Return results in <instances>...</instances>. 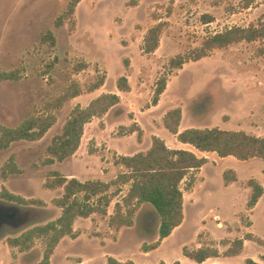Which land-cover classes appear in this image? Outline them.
Listing matches in <instances>:
<instances>
[{
    "label": "rangeland",
    "instance_id": "obj_1",
    "mask_svg": "<svg viewBox=\"0 0 264 264\" xmlns=\"http://www.w3.org/2000/svg\"><path fill=\"white\" fill-rule=\"evenodd\" d=\"M68 1L0 0V72H15L18 76L16 81H0V126L15 127L31 114L42 113L44 104L61 94L71 81L78 82L84 89L80 96L54 112L56 122L41 140L14 142L7 150L0 151V167L15 154L22 171L9 176L6 183L0 178V189L4 186L12 193L40 198L48 204L46 213L33 222H46L60 214L51 200L61 196L62 190L53 192L43 188L49 171L56 170L80 181L109 182L125 170L115 164L120 155L107 150L106 145L112 142V148L122 153L133 151L138 142L137 131L131 138L120 137L132 134L129 128L137 124L132 121L136 120L135 113L146 145L151 143L152 135L178 142L164 128L162 120L164 113L176 106L182 109L184 127L219 128L264 136V43L232 44L215 49L198 61H189L181 69L171 72L167 69L172 57L192 51L215 33L234 26L263 23L264 0H255L248 9L242 7V0H81L75 8L74 27L66 20L57 27L55 21L65 11ZM159 22L165 23L159 47L147 55L142 51L144 37L148 29ZM47 32L55 37L54 45L40 42V36ZM80 64L86 67L77 71L75 68ZM166 73V90L160 96L159 106L146 112L152 107L157 80ZM99 76H105L104 85L88 92L87 86ZM120 76L126 77L130 85L126 94L117 91L116 81ZM103 93L120 94L123 110L93 118V123L85 125L77 159L43 165L45 149L54 136L61 134L71 110L77 104L84 107ZM121 121L127 122L128 127L119 124ZM95 130L97 137L93 135ZM141 139L142 135L138 140ZM86 155L99 158L95 168L88 170L83 165L84 160L80 158ZM262 165L260 159L248 163L234 157H218L216 163L206 165L201 174L204 182H198L195 189V202L192 204L189 197H185L184 220L176 233L178 241L168 240L145 260L140 256L142 238L147 235L151 238L158 230L155 215L148 216L146 211L139 213L143 206L133 227L124 229L116 242L113 240L118 230L108 227V216L128 190V185H123L112 199L107 216L94 214L87 221L77 222L81 235L75 240L68 237L63 240L53 264H68L63 257L66 253L89 258L90 264H104L103 253L113 256L120 251H136L139 255L136 260L148 264H159L162 260L197 264L182 255V244L193 246L196 240L219 239L224 237V230L227 238L244 233L245 228L250 227L244 198L241 205L238 202L236 211L232 210L233 196L223 189V172L233 169L240 181L255 178L264 185ZM181 187L184 188V183ZM115 190L116 187L111 188ZM183 192L188 191L183 189ZM263 207L264 201L260 209ZM216 214L224 230L218 226ZM256 217L252 232L264 239V221ZM24 218L29 215L24 214ZM33 222L17 230L4 227L0 239L16 236ZM197 235L201 237L198 239ZM252 246L258 247L250 242L247 252L255 251ZM35 248L42 249L40 241ZM7 262L0 245V264Z\"/></svg>",
    "mask_w": 264,
    "mask_h": 264
},
{
    "label": "trees",
    "instance_id": "obj_2",
    "mask_svg": "<svg viewBox=\"0 0 264 264\" xmlns=\"http://www.w3.org/2000/svg\"><path fill=\"white\" fill-rule=\"evenodd\" d=\"M80 1H68L65 11L55 21L57 27L65 20L69 21L70 27H74L73 16ZM254 2L255 0H242V7L248 9ZM207 19L211 21L210 17ZM164 26V22H159L148 29L142 48L145 54H152L159 47ZM255 41L264 43V22L257 25L250 24L247 27L234 26L215 33L205 38L201 45L192 51L172 57L167 64V69L169 72L181 69L189 61L195 62L205 58L215 49H224L240 42ZM40 42L54 45L55 37L51 32H47L40 36ZM125 65L127 66V61ZM85 67V64H80L75 69L80 71ZM168 74L166 73L157 80L151 106H156L160 96L164 93ZM3 80L16 81L18 76L15 72H0V81ZM104 82L105 76H99L87 86L86 90L93 92L103 86ZM116 88L120 93H128L130 85L127 78L120 76L116 81ZM83 92L84 89L78 82L71 81L61 94L54 96L44 104L42 113L31 114L15 127L0 126V151L7 150L14 142L41 140L56 122L54 112ZM119 104L120 97L115 93H103L91 100L86 107L77 104L64 122L61 134L54 136L45 149L42 164L61 163L73 156L80 147L85 125L93 118H101ZM181 119L182 109L179 106L168 110L163 117L164 128L180 143L188 144L200 152H214L221 158L231 156L239 161L255 158L260 159L264 164V136L219 128H187L179 131ZM129 131L130 133L137 131L138 138L142 135V130L136 125L130 126ZM207 162L206 158L197 157L191 151L171 149L162 139L153 136L151 146L147 151L130 156H117L115 164L121 165L125 170L109 182L99 179L80 181L75 177H66L56 170H51L45 177L43 187L51 191L61 189L63 193L60 197L51 200L52 206L60 210L59 216L46 222H33L46 213L48 204L45 201L39 198H25L10 192L3 186L0 189V233L4 227L17 230L24 224L33 222L28 227L19 230L16 236L5 237V243L8 247L16 248L18 252L24 253L32 250L36 242L40 241L42 256L36 264H51V257L59 242L64 237L74 239L79 236V232L74 230L75 221L78 218H90L94 214L107 216L108 207L117 195L119 187L128 185L122 201L115 204L113 213L108 216V227L115 231L132 227L135 216L142 206H151L159 224L157 241L151 244L144 243L141 246V251L149 252L157 248L160 241L168 237L182 223L183 189L191 191L198 171ZM262 172L264 174V166ZM21 173L15 154H11L0 167V178L3 181L11 175ZM222 180L225 185L235 182L237 181L236 173L232 169L225 170ZM182 183H184V188L181 187ZM246 186L251 189L246 204L247 209H251L262 196L263 187L254 178L249 179ZM112 187H116V190L111 191ZM24 214H28L29 218H24ZM200 237L201 235L198 239ZM245 240L264 246V240L261 238L245 234L243 238L223 239L218 243L199 241L200 247L184 246L182 254L196 263L219 256L233 257L242 252ZM217 245L224 246L226 249L220 252ZM261 259L264 261V256H261ZM105 264L135 263L131 260L119 261L109 256ZM244 264L259 263L248 258Z\"/></svg>",
    "mask_w": 264,
    "mask_h": 264
},
{
    "label": "crops",
    "instance_id": "obj_3",
    "mask_svg": "<svg viewBox=\"0 0 264 264\" xmlns=\"http://www.w3.org/2000/svg\"><path fill=\"white\" fill-rule=\"evenodd\" d=\"M166 90V89H165ZM118 91V90H117ZM119 93V91H118ZM122 94H126V93H122ZM99 95V94H98ZM101 95V94H100ZM120 95V94H118ZM98 97V96H97ZM120 97V104L119 106L117 107H114L112 108L110 111H108L106 114H109L111 112H118V111H122L123 108H122V97ZM91 101V100H90ZM160 102V101H159ZM90 102H87V104L84 106L86 107ZM159 106V104L157 106H152L150 109H147V111L149 110H152V109H155ZM135 113V112H134ZM143 113V112H141ZM166 113V112H165ZM164 113V114H165ZM135 117H136V120H132L134 121L133 123H137L136 125L138 127H140V129L143 131L142 127L140 126V124L138 123V116L137 114L135 113ZM164 117V115H163ZM163 120V119H162ZM182 120H183V113H182V119H181V122H180V126H179V131H183L185 130L187 127H184L182 126ZM99 121V120H98ZM90 123H93V122H90ZM119 124H123L125 127H128V123L127 122H123L121 121ZM85 130V129H84ZM97 131L95 130V132L93 133L94 137H97L96 136V133ZM136 134L135 133H132L131 135H128V136H124V137H120V139H124V138H131L133 136H135ZM172 135V134H171ZM154 135L151 136V138L153 137ZM83 137V136H82ZM137 137V135H136ZM157 137V136H156ZM174 139L175 136L173 135ZM118 139V138H117ZM137 146L134 147L133 151H131V153H122L121 151H118L116 149H113L112 148V142H109L106 146H107V150H111V151H114L117 155H123V156H130V155H134L136 153H139V152H145L147 151L150 146H151V143L150 144H147L144 142V131L142 132V139L141 141L138 140L137 138ZM166 144L167 147L171 148V149H175V150H188V151H191L193 152L197 157H204L208 160V162L203 165L200 170L198 171V174L196 175V182L193 186V188L191 189V191H188L187 193L183 192V220H184V207H185V197L188 196L189 197V200L190 202L193 204L195 202L194 200V193H195V189L197 187V184L198 182H204V178L201 176L202 174V171L203 169L205 168L206 165H208L210 162H213V163H216V159H218V155L214 152H200L196 149H194L192 146L189 147L190 145L188 144H183V143H180L179 141L178 142H175L173 140H171V142H168L166 140H163ZM81 142H82V139H81ZM80 148H81V144H80V147L78 148V150L76 151V153L71 156L70 158L68 159H77V155L80 151ZM217 157V158H216ZM228 157H231V156H228ZM228 157H224L223 159L225 158H228ZM220 158V157H219ZM80 160H84L83 161V165L86 167V169L90 170L92 168H95L97 163H99V158L96 157V156H93V155H86V156H83L82 158H80ZM96 162H94V161ZM255 160L257 159H250V160H247V161H244V162H248V163H254ZM65 161V160H64ZM63 161V162H64ZM59 163V162H58ZM62 163V162H61ZM264 164L262 165V168H263ZM99 168V167H98ZM233 170V169H232ZM235 173H236V177H237V181L235 182H231V183H228L227 185L224 184L223 182V189L225 190V193H227L228 195H232L233 196V201H232V210L233 212L236 211V206L238 204V202L240 203V205L243 203V198H244V205L246 206L247 204V201H248V198L251 194V189L249 187L246 186V182L247 181H240L239 177H238V173L237 171L233 170ZM59 172V171H58ZM62 174V173H61ZM63 175V174H62ZM65 176V175H64ZM66 177H73V176H66ZM255 179V178H254ZM9 180V178L4 182L6 183L7 181ZM100 180V179H99ZM257 180V179H256ZM102 181V180H101ZM258 181V180H257ZM259 182V181H258ZM260 183V182H259ZM261 184V183H260ZM261 186L263 187V194L262 196L260 197V199L258 200V202L255 204V206L251 209H247L245 207V211L249 213L250 215V227H246L245 228V231L244 233H240L238 235H235V236H228L227 238L226 237V230L223 229V224L220 223V217L219 215L216 214L215 219L218 223V226L220 227V229L224 230L225 231V235L224 237L222 238H219V239H213V238H209L208 241H215V242H220L221 240L223 239H227V240H233L235 238H243L245 234H252L256 237H259L258 235H256L254 232H252V229L254 228L255 226V217L258 216L261 220L264 221V207L260 209V205L262 204V202L264 201V185L261 184ZM44 188V187H43ZM45 189V188H44ZM47 190V189H46ZM57 190H61V189H57ZM51 191V190H49ZM56 191V190H54ZM53 191V192H54ZM11 192V191H10ZM57 197H60V195H58ZM57 197H53V198H57ZM26 198V197H25ZM52 198V199H53ZM40 199V198H39ZM44 201V200H43ZM46 202V201H45ZM47 203V202H46ZM144 208H142L141 212L139 213H143L144 211H146L148 213V216L151 214V215H155L153 209L151 208V206L149 205H143ZM142 206V207H143ZM213 211V210H212ZM211 212V211H210ZM138 213L136 214L135 216V220H134V224L135 222L137 221V217H138ZM235 215V214H234ZM156 216V215H155ZM157 217V216H156ZM208 218H211L209 215H207ZM257 218V217H256ZM54 219V218H52ZM50 219V220H52ZM82 219V218H78L75 223H74V230H77V222ZM90 218H86V219H83L85 221L89 220ZM183 220H182V223H183ZM147 220H145V224ZM206 220L203 221V223H205ZM182 223L176 227L172 233L164 238L163 240L160 241V244L157 248L149 251V252H143L141 251V257L144 258H147L151 253L153 252H156V251H159L164 245L165 243L168 241V240H171L173 238H175V242L178 241V237L176 236V233L177 231L180 229ZM133 227V226H132ZM132 227H129L128 229L132 228ZM124 229H127V228H122L120 230H118V232L116 233V236L114 238V242H116L119 238H120V233L124 230ZM110 233H112L110 231ZM81 235V234H80ZM79 235V236H80ZM78 236V237H79ZM152 237L150 238V235H147L146 238H142V244L146 243V244H151V243H154L157 241L158 239V236H157V231H154V233L151 235ZM198 236V235H197ZM76 237V238H78ZM67 238V237H64L60 242L59 244L57 245L56 249L54 250V253L51 257V260H50V263L53 264V259L55 258L56 254L59 252V249L61 247V244L63 243V240ZM69 238V237H68ZM76 238L72 239V240H75ZM261 238V237H259ZM71 239V238H70ZM262 240H264L263 238H261ZM106 241V240H105ZM104 242V241H103ZM250 242L251 243H254L256 244L255 242L253 241H250V240H245L244 243H243V249H242V252L237 255V256H233V257H225V256H219V257H214V258H209L207 260H205L204 262L202 263H197V264H244L245 260L246 259H252L256 262H258L259 264H264V261L261 259V256H264V246H261V245H258L256 244L258 247H253V249L255 251H253V253L251 252H247V249L250 245ZM2 243V244H1ZM106 242H104L105 244ZM0 245L2 247V249H4L6 255H7V258H8V262L7 264H36L40 259H41V256H42V249H36L35 247L28 251V252H24V253H20L17 251L16 248H10L8 247V245H6L5 243V238H2L0 239ZM140 245V246H141ZM184 246H187V245H181V247L183 248ZM201 246V243L196 240L193 244V246H188V247H193V248H198ZM218 246V249L220 252H223L226 247L224 246H220V245H217ZM222 247V248H221ZM138 252L134 251V252H129V253H126L124 251H120L119 253L117 252L115 255L111 256L107 253H103L102 255V258L104 260V264L106 262V258L111 256V257H114L115 259L119 260V261H127V260H131L133 261L135 264H148V263H145V261H138L136 260V257L139 256L137 254ZM183 255V254H182ZM33 257L32 261H28L30 260L31 258ZM63 257H65L66 261L68 264H90L91 263V259L89 258H86V257H83V256H78V255H70L68 253L64 254ZM185 257V256H184ZM186 258V257H185ZM188 259V258H186ZM190 260V259H188ZM192 261V260H191ZM161 262H163L164 264H182L183 260H179V261H176V262H172V261H165V260H162Z\"/></svg>",
    "mask_w": 264,
    "mask_h": 264
}]
</instances>
